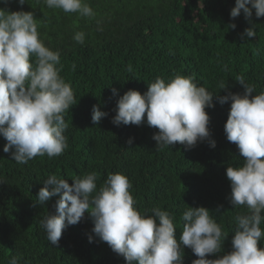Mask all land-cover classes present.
Segmentation results:
<instances>
[{
	"label": "trees",
	"instance_id": "16d2710c",
	"mask_svg": "<svg viewBox=\"0 0 264 264\" xmlns=\"http://www.w3.org/2000/svg\"><path fill=\"white\" fill-rule=\"evenodd\" d=\"M85 2L95 12L94 18L48 8L44 0H25L23 5L18 0L0 2V8L8 11L33 12L39 38L59 52V74L71 85L77 102L64 114L68 147L59 156L45 154L18 164L3 151L6 140L0 136V264H9L14 256L21 258L20 264H127L91 233L87 213L62 232L58 247L47 241L40 227L48 212L55 213L57 199L38 203L36 195L44 180L54 174L71 185L74 177L91 172L97 174V189L109 173L125 175L132 185L134 207L148 214L155 207L168 211L174 217L178 242L181 216L188 206L209 209L227 237L221 252L206 258L222 257L232 250L234 217L248 210L233 207L229 200L226 168L242 166L245 158L224 131L231 101L221 105L215 95L243 94V86L236 82L240 75L254 85L253 96L264 91V17L257 18L253 9L251 23L243 11L231 18L235 0ZM233 23L235 29L229 27ZM252 24L256 37L242 38ZM78 31L85 33L83 44L73 39ZM176 74L194 76L197 85L214 95V107L205 108L208 138L190 149L179 142L157 149L153 135L159 130L147 125L146 115L139 126L112 123L116 103L125 92L144 94L157 77L167 81ZM221 81L226 90L219 87ZM93 105L108 113L99 124L92 123ZM259 246L264 247V237ZM183 252V264L198 258L186 246Z\"/></svg>",
	"mask_w": 264,
	"mask_h": 264
},
{
	"label": "clouds",
	"instance_id": "9594fccd",
	"mask_svg": "<svg viewBox=\"0 0 264 264\" xmlns=\"http://www.w3.org/2000/svg\"><path fill=\"white\" fill-rule=\"evenodd\" d=\"M0 2L7 4L8 0ZM18 3L23 5L25 0ZM44 3L48 8L81 17L91 19L96 15L85 0ZM253 9L257 18L264 17V0H235L230 17L234 19L243 11L251 23ZM254 25L244 30L242 38L256 37ZM97 26L102 30L100 21ZM229 27L235 29L236 25ZM84 37L85 33L78 31L73 39L83 44ZM59 64V52L46 47L39 38L33 12L0 8V136L6 140L3 151L11 153V159L18 164L45 154L49 158L59 156L68 147L64 114L77 102L71 85L59 74ZM194 79L180 74L167 81L157 77L147 84L144 94L128 90L116 103L112 123L139 126L146 115L147 125L159 130L153 135L157 149L177 142L189 149L195 147L210 136L205 108L214 107V95ZM236 82L243 86V94L229 91L224 96L215 95L221 105L231 101L224 131L245 158L242 166L226 168L230 203L248 210L234 217L236 226L229 253L206 258L220 253L227 237L209 209L188 206L181 216L183 227L178 242L174 217L159 207L153 208L151 214L138 211L129 191L132 185L121 173H109L99 189L95 172L74 177L71 185L54 174L48 176L36 195L40 205L57 197L55 213L48 212L39 221L47 241L58 247L62 232L87 213L93 224L91 233L123 256L127 264H183V246L198 257L192 264H264V247L259 246L264 237V91L253 96L254 85L246 83L242 75L236 77ZM219 87L227 89L223 81ZM112 92L117 94L115 88ZM107 115L93 105V124H99ZM127 143L131 145L133 139ZM210 146L215 148L214 140ZM88 240L93 242V235H88ZM20 259L14 256L9 264H20Z\"/></svg>",
	"mask_w": 264,
	"mask_h": 264
}]
</instances>
